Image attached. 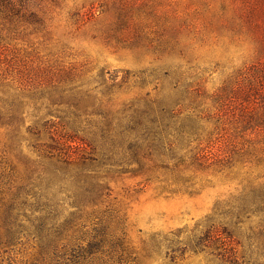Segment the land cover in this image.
Listing matches in <instances>:
<instances>
[{"label":"rangeland","instance_id":"rangeland-1","mask_svg":"<svg viewBox=\"0 0 264 264\" xmlns=\"http://www.w3.org/2000/svg\"><path fill=\"white\" fill-rule=\"evenodd\" d=\"M262 94L264 0H0V213L24 163L75 134L95 161L70 170L108 194L73 235L107 225L124 252L106 264H264L263 215L235 217L264 188ZM100 130L159 134L133 157ZM4 251L44 264L27 234Z\"/></svg>","mask_w":264,"mask_h":264},{"label":"trees","instance_id":"trees-1","mask_svg":"<svg viewBox=\"0 0 264 264\" xmlns=\"http://www.w3.org/2000/svg\"><path fill=\"white\" fill-rule=\"evenodd\" d=\"M261 100H264V95L260 97ZM261 119L260 126L264 130V116ZM91 134L100 138L104 144H108L110 152L115 151L116 140L121 146L129 139L133 140L134 143H129L127 150L134 157L137 154L138 142L147 140L153 142L159 133L146 131L139 133V137L136 132L120 131L113 134L111 131L100 130ZM50 139L54 144L48 145V149L42 151L39 161L31 160L24 163V177L16 188V194L3 205L0 213L2 231L0 247L7 252L22 235L27 234L36 242L39 259L44 264H106L113 257H117V261L120 262L121 253L124 252L123 243L114 239V236L109 238L107 225L101 223L95 225L92 235L85 240L73 235L72 229L83 219L93 220L97 213L96 207L108 194L107 185L95 170L86 168L70 170V166L77 161L82 166L95 161L91 155L76 153L80 146L89 147L90 154L95 148L75 134L61 137L64 140L61 143L62 148L56 146L60 144L58 140L53 137ZM76 141L79 144L72 146ZM33 147L38 148L36 145ZM29 197L32 199L31 202L28 201ZM21 198L22 201H19ZM65 207L66 215L61 211ZM255 211L263 215L260 220L259 236L264 239V188L258 189L250 198L243 200L235 217L242 219ZM31 213H36L37 216L32 217ZM25 219L28 222L27 226L23 223ZM202 241L200 237L199 243ZM261 246L263 251L264 242ZM230 260L232 264H237L234 256Z\"/></svg>","mask_w":264,"mask_h":264}]
</instances>
